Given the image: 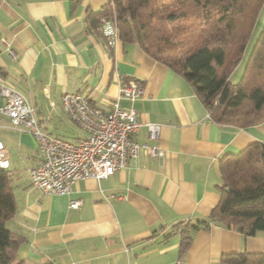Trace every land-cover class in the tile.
<instances>
[{
    "label": "crops",
    "instance_id": "1",
    "mask_svg": "<svg viewBox=\"0 0 264 264\" xmlns=\"http://www.w3.org/2000/svg\"><path fill=\"white\" fill-rule=\"evenodd\" d=\"M107 2L0 0V81L35 106L43 131L73 142L85 136L63 107L65 92L84 93L109 111L123 81L134 78L144 88L134 102L143 123L134 136L137 168L80 179L68 194L33 187L38 143L0 112L16 200L7 224L20 238L17 255L28 264H225L224 254L264 251V233L246 236L213 222L180 251L183 224L208 218L220 200L219 160L264 144V119L245 127L218 123L181 73L137 43L109 47L86 19L88 8ZM149 123L160 125L157 137ZM151 146L163 155H152ZM73 199L80 207H70Z\"/></svg>",
    "mask_w": 264,
    "mask_h": 264
},
{
    "label": "trees",
    "instance_id": "2",
    "mask_svg": "<svg viewBox=\"0 0 264 264\" xmlns=\"http://www.w3.org/2000/svg\"><path fill=\"white\" fill-rule=\"evenodd\" d=\"M263 1L108 0L98 10L88 8L86 19L102 33L101 18H111L119 40L137 43L181 73L212 119L245 127L264 119V27L241 79L234 83L231 74L244 57ZM219 172L220 200L208 218L183 224L182 253L193 234L212 222L246 236L264 233V144L223 155ZM15 214L11 170L0 167V264H28L17 255L20 238L7 224ZM222 259L225 264H264V251L232 252Z\"/></svg>",
    "mask_w": 264,
    "mask_h": 264
},
{
    "label": "built area",
    "instance_id": "3",
    "mask_svg": "<svg viewBox=\"0 0 264 264\" xmlns=\"http://www.w3.org/2000/svg\"><path fill=\"white\" fill-rule=\"evenodd\" d=\"M102 31L109 47L119 40L115 22L101 18ZM144 88L132 78L123 81L109 111L99 108L81 92H65L63 107L68 116L85 131V136L73 142L51 135L41 129L37 110L20 91L0 81V96L4 104L0 112L7 115L13 127L27 129L35 137L42 153L40 163L29 169L33 187L41 193L68 194L74 184L85 178L105 179L119 169H136L140 144L134 136L142 126L134 102L142 96ZM122 100L128 105L123 106ZM149 133L157 137L160 125L148 124ZM152 155H163L156 146L147 147ZM6 147L0 139V167H8ZM80 199L70 201L78 208Z\"/></svg>",
    "mask_w": 264,
    "mask_h": 264
},
{
    "label": "rangeland",
    "instance_id": "4",
    "mask_svg": "<svg viewBox=\"0 0 264 264\" xmlns=\"http://www.w3.org/2000/svg\"><path fill=\"white\" fill-rule=\"evenodd\" d=\"M263 27H264V1H263L262 6H261V9L259 11V15L256 19L251 38L249 39V42L247 44V48H246V52L244 54V57L241 60V62L237 65V67L235 68L233 73L231 74V76H232L231 81L232 82L235 83L241 79L245 65H246V62H247V58L250 54V51H251L256 39L258 38L261 30L263 29ZM9 150L13 153V150H11V149H9Z\"/></svg>",
    "mask_w": 264,
    "mask_h": 264
}]
</instances>
